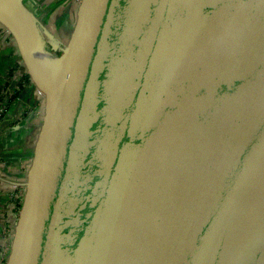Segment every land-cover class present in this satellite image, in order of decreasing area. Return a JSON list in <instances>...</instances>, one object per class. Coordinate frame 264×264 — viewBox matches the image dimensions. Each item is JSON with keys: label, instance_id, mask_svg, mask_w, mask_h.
<instances>
[{"label": "water", "instance_id": "95a60500", "mask_svg": "<svg viewBox=\"0 0 264 264\" xmlns=\"http://www.w3.org/2000/svg\"><path fill=\"white\" fill-rule=\"evenodd\" d=\"M78 9L55 55L23 0H0L54 106L11 264H264V0Z\"/></svg>", "mask_w": 264, "mask_h": 264}, {"label": "crops", "instance_id": "0c3cea01", "mask_svg": "<svg viewBox=\"0 0 264 264\" xmlns=\"http://www.w3.org/2000/svg\"><path fill=\"white\" fill-rule=\"evenodd\" d=\"M76 1L23 0L52 36L45 41L55 55L71 43L70 31L78 23ZM23 65L15 41L0 25V102L6 107L0 118V264H11L15 259L14 231L21 213L30 211L34 202L39 186L35 181L45 173L42 167L54 113L49 98L25 78Z\"/></svg>", "mask_w": 264, "mask_h": 264}, {"label": "bare ground", "instance_id": "6f19581e", "mask_svg": "<svg viewBox=\"0 0 264 264\" xmlns=\"http://www.w3.org/2000/svg\"><path fill=\"white\" fill-rule=\"evenodd\" d=\"M51 68L60 72L78 73L82 70L83 65L65 58H56L51 63Z\"/></svg>", "mask_w": 264, "mask_h": 264}, {"label": "rangeland", "instance_id": "374dc122", "mask_svg": "<svg viewBox=\"0 0 264 264\" xmlns=\"http://www.w3.org/2000/svg\"><path fill=\"white\" fill-rule=\"evenodd\" d=\"M76 2H78L77 4L79 5V2H80V0H77ZM77 26V25H76ZM74 28L73 29H71V31H70V33L72 34V36L74 35ZM24 66V65H23ZM24 71L26 72V73H28L27 72V70H26V68H25V66H24ZM18 74H21V72L20 71H18ZM29 78H30V76H29ZM30 80H31V78H30ZM32 81V80H31ZM5 105H2L1 104V102H0V109H2L3 110V112H2V114H1V116H0V118H2V116H3V114L5 113Z\"/></svg>", "mask_w": 264, "mask_h": 264}, {"label": "trees", "instance_id": "16d2710c", "mask_svg": "<svg viewBox=\"0 0 264 264\" xmlns=\"http://www.w3.org/2000/svg\"><path fill=\"white\" fill-rule=\"evenodd\" d=\"M25 78L28 79V80H30L28 73H25Z\"/></svg>", "mask_w": 264, "mask_h": 264}, {"label": "built area", "instance_id": "2783aa9c", "mask_svg": "<svg viewBox=\"0 0 264 264\" xmlns=\"http://www.w3.org/2000/svg\"><path fill=\"white\" fill-rule=\"evenodd\" d=\"M38 93H42L40 90H38ZM2 112H3V110L2 109H0V116H1V114H2Z\"/></svg>", "mask_w": 264, "mask_h": 264}]
</instances>
